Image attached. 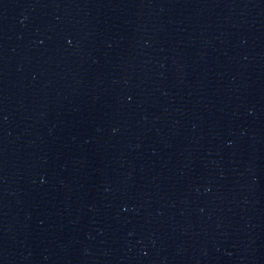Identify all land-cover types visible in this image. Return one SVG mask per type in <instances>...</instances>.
Wrapping results in <instances>:
<instances>
[{"label":"water","instance_id":"obj_1","mask_svg":"<svg viewBox=\"0 0 264 264\" xmlns=\"http://www.w3.org/2000/svg\"><path fill=\"white\" fill-rule=\"evenodd\" d=\"M0 264H264V0H0Z\"/></svg>","mask_w":264,"mask_h":264}]
</instances>
